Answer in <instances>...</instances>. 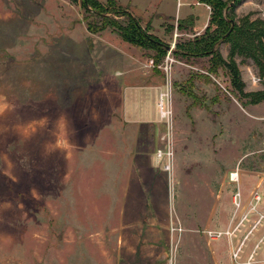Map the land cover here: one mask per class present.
<instances>
[{"label":"rangeland","instance_id":"374dc122","mask_svg":"<svg viewBox=\"0 0 264 264\" xmlns=\"http://www.w3.org/2000/svg\"><path fill=\"white\" fill-rule=\"evenodd\" d=\"M233 15L264 21V0H242ZM85 16L82 0H0V264H233L227 239L206 231L230 225L234 168L264 212V101L240 99L227 70L210 71L211 56L175 57L176 43L195 37L184 22L169 44L177 39L173 168L134 166L122 187V95L107 42L118 34L90 33L74 56L65 42ZM230 50L220 45L225 58ZM234 59L244 92L263 91L261 66ZM263 235L264 223L244 252ZM257 259L264 264V242Z\"/></svg>","mask_w":264,"mask_h":264},{"label":"crops","instance_id":"0c3cea01","mask_svg":"<svg viewBox=\"0 0 264 264\" xmlns=\"http://www.w3.org/2000/svg\"><path fill=\"white\" fill-rule=\"evenodd\" d=\"M116 1L126 6L143 27H150V34L168 45L181 32L178 28L180 20L193 17V25L186 34L198 36L208 27L212 12L209 5L199 0ZM90 33L85 23L79 24L66 39L67 50L70 52L71 49L75 56L77 48L85 45L86 36ZM107 42L110 46L108 51L113 52L117 64L115 76L122 95V113L119 120V137L122 141L115 155L121 166L117 172L122 173L124 187L131 180L134 166L141 170L145 163H149L151 167L157 165L161 168V163L156 161V150L165 147L168 126L160 116L158 101L160 94L166 90L167 76L165 71L162 73L155 68L153 59L145 56V50L127 43L119 35L115 41ZM138 153L147 155L145 160Z\"/></svg>","mask_w":264,"mask_h":264},{"label":"trees","instance_id":"16d2710c","mask_svg":"<svg viewBox=\"0 0 264 264\" xmlns=\"http://www.w3.org/2000/svg\"><path fill=\"white\" fill-rule=\"evenodd\" d=\"M211 7L210 23L205 32L192 39L177 42L174 55L179 60L189 63L190 59H197L211 56L210 71L215 72L219 68L228 71L233 93L239 92L240 99L243 96L249 97L248 103L256 104L264 101V90L259 92H244V82L241 70L235 55L248 56L253 58L264 72V21L255 19L248 24L236 23L233 15L234 9L242 0H199ZM82 5L91 16H85V22L91 33H98L107 28H112L124 41L141 49H151L155 54L151 57L154 66L163 63L170 45L162 42L148 32V26L143 27L127 8H124L116 0H107L102 3L100 0H82ZM107 14H111L108 16ZM126 18L120 22L116 17ZM189 22L193 25V17L180 20L178 28L182 30L183 23ZM262 25V28H260ZM230 42L231 50L229 58H225L220 45ZM261 56L263 58H261Z\"/></svg>","mask_w":264,"mask_h":264},{"label":"built area","instance_id":"2783aa9c","mask_svg":"<svg viewBox=\"0 0 264 264\" xmlns=\"http://www.w3.org/2000/svg\"><path fill=\"white\" fill-rule=\"evenodd\" d=\"M173 43L168 50L165 62L161 67L167 76L166 90L160 94L158 108L160 116L165 120L168 126L166 134V145L159 148L156 152V161L161 163L165 171H171L173 168L174 146L172 137L173 126V84L171 78L172 63L175 61L171 52L174 48ZM163 160H165L163 162ZM227 182L234 186L232 192L233 217L229 227L224 230H207L206 233L213 239L226 238L231 248V260L233 264H256L257 251L262 242L264 235L255 243L250 252H244V246L248 239L261 231L264 223V212L260 208L262 203V194L255 190L249 197H245L241 188V174L239 168L231 169L227 174ZM246 229L242 234L238 244L235 242V237L240 234L242 229Z\"/></svg>","mask_w":264,"mask_h":264},{"label":"water","instance_id":"95a60500","mask_svg":"<svg viewBox=\"0 0 264 264\" xmlns=\"http://www.w3.org/2000/svg\"><path fill=\"white\" fill-rule=\"evenodd\" d=\"M233 3H234V0L230 3V6H232ZM170 48H171V47L169 46V47H168V50H169Z\"/></svg>","mask_w":264,"mask_h":264}]
</instances>
